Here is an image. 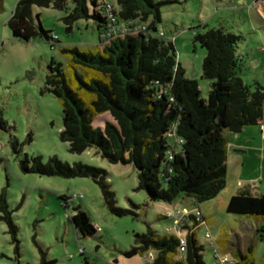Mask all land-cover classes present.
<instances>
[{"label": "trees", "instance_id": "trees-1", "mask_svg": "<svg viewBox=\"0 0 264 264\" xmlns=\"http://www.w3.org/2000/svg\"><path fill=\"white\" fill-rule=\"evenodd\" d=\"M115 1L116 15L106 13V2L99 0H71L70 11L67 0H17L5 26L13 41L29 43L38 39L54 45L57 37L42 29L38 15L33 16V7L64 11L66 34L72 32L78 21H90L98 39L95 51L63 49L67 70L54 60L47 66L44 90L60 103V141L67 144L71 154L94 150L110 164L132 165L137 190L146 194L149 203L173 204L180 197L190 199L196 206L210 201L222 191L228 176L226 135L258 126L264 112V85L259 81L245 84L240 78L243 60L238 48L243 39L223 27L195 35L194 44L205 51L201 79L209 82L207 96L203 98L198 83L185 76L173 40L157 31L164 3ZM2 9L0 0V12ZM108 15L116 17L117 25L127 26L123 33L102 41L100 35L108 30ZM148 19V26L138 27ZM175 137L182 140L181 146H177ZM12 145L17 151L14 142ZM21 168L26 173L47 177L91 178L108 209L118 217L127 214L116 207L115 195L109 191L102 169L81 163L70 166L55 157L43 164L40 157L27 156ZM59 199L65 207L68 198ZM226 213L264 218V194L254 193L248 187L239 188L229 198ZM0 214L12 240L17 242V228L5 189L0 191ZM191 220L197 228L200 223L193 217ZM70 221L78 238L98 233L80 208H75ZM181 225L188 231L183 258L178 259L179 238L157 235L150 228L135 234L133 245L122 256L143 257L151 251L155 258L149 264H205L202 247L195 239L196 229L186 223ZM257 232L264 233V229ZM258 237L264 241V234ZM252 261L248 247L246 254L236 255L235 264Z\"/></svg>", "mask_w": 264, "mask_h": 264}, {"label": "rangeland", "instance_id": "rangeland-1", "mask_svg": "<svg viewBox=\"0 0 264 264\" xmlns=\"http://www.w3.org/2000/svg\"><path fill=\"white\" fill-rule=\"evenodd\" d=\"M103 1L117 11L115 0H99ZM152 1L164 3L159 11L161 22L157 31L173 40L185 76L198 83L203 98L209 89V82L201 79L205 51L193 40L195 35L211 28L223 27L242 37L238 48L243 60L240 78L245 84L259 81L264 85V0ZM16 2L2 0L0 12V191L5 189L6 202L17 228V242L0 220V264H143L140 256L130 259L122 256L133 245L134 235L150 228L160 236L185 237L188 231L180 224L195 228L191 217L196 218V207L204 222L196 220L200 224L194 234L202 247L201 258L205 264H215L211 244L230 260L246 254V249L251 247L252 264H264V241L258 237L264 233L257 232L264 229V218L226 213L229 198L237 189L248 187L254 193L264 194V112L263 125L260 122L258 126L245 127L240 134L226 135L227 141L239 150H229L228 176L214 199L198 206L184 197L173 204L149 203L146 194L137 190L132 165L110 164L94 150L71 154L67 144L59 139L61 107L44 90L47 66L54 60L67 70L63 49L95 51L98 39L92 23L80 20L66 34L62 22L66 16L64 11L33 7V16L38 15L39 25L55 35L57 43L51 47L38 39L16 42L5 26ZM71 9V0H67V10ZM150 22L148 19L138 27L148 26ZM25 156L40 157L43 164L55 157L70 166L81 163L104 170L116 207L127 214L122 217L113 214L91 178L64 179L26 173L21 168ZM62 196L68 198L65 207L59 199ZM75 208L84 211L89 222L99 229L98 233L83 239L76 236L70 221ZM183 210L187 212L184 222L178 217ZM149 254L154 260L153 252L144 255Z\"/></svg>", "mask_w": 264, "mask_h": 264}, {"label": "built area", "instance_id": "built-area-1", "mask_svg": "<svg viewBox=\"0 0 264 264\" xmlns=\"http://www.w3.org/2000/svg\"><path fill=\"white\" fill-rule=\"evenodd\" d=\"M105 9H106V13L114 12V14L116 15V10L114 9V7L111 4L106 3ZM108 18H109V24L107 27L108 30L100 35V39L102 41H106L109 37H111L115 33L120 34L126 30L127 25H123V26L121 25L120 26V25L116 24V17H114L113 15H108ZM53 38L55 39L56 37L54 36ZM174 141L176 142L177 145H181L183 143L182 140H180L179 138H176V137L174 138ZM195 213H196V214H194V215H196L195 219L196 220L199 219L200 222L203 224L204 221L202 220V217H201V214H200L198 208H196ZM185 214H187V212L185 210H183L182 212L179 213L178 217L183 218ZM183 222H184V218H183ZM96 229L99 232V229L98 228H96ZM205 237L208 238L209 235L206 234ZM211 246H212V250H213V259L215 261V264H235L236 263L235 259L230 260V258L227 255H220L216 251V249L213 247V244H211ZM186 247H187V244H186L185 237H179V245H178V249H177L179 257H181V258L184 257V255L186 253ZM141 259H142L143 264H149L153 261V255L152 254H149L148 256L144 255Z\"/></svg>", "mask_w": 264, "mask_h": 264}, {"label": "crops", "instance_id": "crops-1", "mask_svg": "<svg viewBox=\"0 0 264 264\" xmlns=\"http://www.w3.org/2000/svg\"><path fill=\"white\" fill-rule=\"evenodd\" d=\"M262 124V122H261ZM263 125V124H262ZM261 133V132H260ZM232 149L234 152H236L237 150H239V148L235 149L234 145H232V142H228V145H227V159L229 160V157L231 155V153L229 152V150ZM227 164H228V161H227ZM237 191V190H236Z\"/></svg>", "mask_w": 264, "mask_h": 264}]
</instances>
